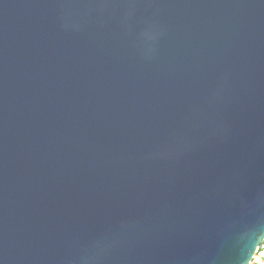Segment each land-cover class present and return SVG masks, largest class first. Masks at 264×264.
<instances>
[{
	"label": "water",
	"instance_id": "95a60500",
	"mask_svg": "<svg viewBox=\"0 0 264 264\" xmlns=\"http://www.w3.org/2000/svg\"><path fill=\"white\" fill-rule=\"evenodd\" d=\"M263 241L264 0H0V264Z\"/></svg>",
	"mask_w": 264,
	"mask_h": 264
},
{
	"label": "built area",
	"instance_id": "2783aa9c",
	"mask_svg": "<svg viewBox=\"0 0 264 264\" xmlns=\"http://www.w3.org/2000/svg\"><path fill=\"white\" fill-rule=\"evenodd\" d=\"M248 264H264V241Z\"/></svg>",
	"mask_w": 264,
	"mask_h": 264
}]
</instances>
